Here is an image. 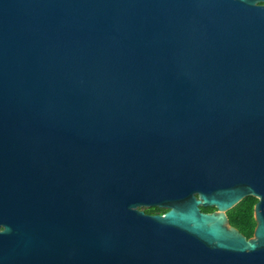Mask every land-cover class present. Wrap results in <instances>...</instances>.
Listing matches in <instances>:
<instances>
[{
  "label": "water",
  "instance_id": "95a60500",
  "mask_svg": "<svg viewBox=\"0 0 264 264\" xmlns=\"http://www.w3.org/2000/svg\"><path fill=\"white\" fill-rule=\"evenodd\" d=\"M0 264H264V0H0Z\"/></svg>",
  "mask_w": 264,
  "mask_h": 264
},
{
  "label": "trees",
  "instance_id": "16d2710c",
  "mask_svg": "<svg viewBox=\"0 0 264 264\" xmlns=\"http://www.w3.org/2000/svg\"><path fill=\"white\" fill-rule=\"evenodd\" d=\"M257 203V199L254 197H247L241 201L232 210L228 211L230 224L236 227L247 238L253 236L256 221L254 219V206ZM203 212H213L216 210L214 207H202ZM167 209L159 208H146L145 212L148 214H165Z\"/></svg>",
  "mask_w": 264,
  "mask_h": 264
},
{
  "label": "rangeland",
  "instance_id": "374dc122",
  "mask_svg": "<svg viewBox=\"0 0 264 264\" xmlns=\"http://www.w3.org/2000/svg\"><path fill=\"white\" fill-rule=\"evenodd\" d=\"M142 210H145L146 209V207H144V208H141Z\"/></svg>",
  "mask_w": 264,
  "mask_h": 264
},
{
  "label": "flooded vegetation",
  "instance_id": "af4514ba",
  "mask_svg": "<svg viewBox=\"0 0 264 264\" xmlns=\"http://www.w3.org/2000/svg\"><path fill=\"white\" fill-rule=\"evenodd\" d=\"M256 227V226H255ZM255 230V229H254ZM253 237V236H252ZM252 237H250V238H252ZM250 238H248V239H250Z\"/></svg>",
  "mask_w": 264,
  "mask_h": 264
}]
</instances>
